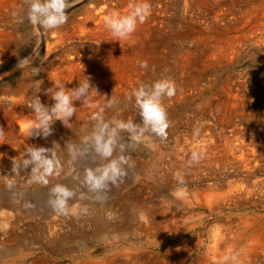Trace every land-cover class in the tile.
Listing matches in <instances>:
<instances>
[{
  "label": "bare ground",
  "instance_id": "bare-ground-1",
  "mask_svg": "<svg viewBox=\"0 0 264 264\" xmlns=\"http://www.w3.org/2000/svg\"><path fill=\"white\" fill-rule=\"evenodd\" d=\"M5 1L6 0H0V12L3 10ZM14 1L16 2L18 0ZM170 1L171 0H149V3L151 4V14L146 22L138 25L135 33L128 40H122L120 42L111 41L114 38L105 29L103 17L105 14L118 11L117 4L122 5L118 12L121 14L127 13L129 11L128 4L132 2V0H110V2L108 0H86L85 3L81 5L83 7L81 8L82 12L79 9L78 11H80L82 15L80 16L81 18L78 19L81 20L83 23L82 25L85 28V31L82 34H85L87 39L91 37L94 39L93 41L97 40L105 50L92 51L91 49L89 52H79L77 50L73 51L71 49L72 51H63L61 54H59V60L56 62V65H54V70L49 73L46 83L48 85V89L52 88L54 85H59L62 83L65 84L66 88L72 89L77 87L79 82H83L86 77H89L90 83L98 92L97 93L94 90L90 91L91 99L88 104H83L81 101L74 102L76 106V112L70 119V123L67 126L68 128L74 126L76 123H89L88 121L90 118H93L96 114H103L108 106L106 103L104 104V101L107 98H110L111 95L113 96L115 94L117 98H123V101H125L132 95L133 89L138 88L141 84H146L147 77H151L152 74L157 73L156 67L159 65L161 66V61L159 59L161 57L158 54L159 51H155V48L158 46V44L155 46L156 41L153 42L154 40L152 39V35L155 30V26H162L157 25V23L159 24L163 21L161 16L167 13V3ZM182 1L185 12L190 11L198 13V20H195V23L197 22L198 25L194 24L198 26V28L194 27V25H182L180 22L179 27L177 28L178 32L182 34V36L184 34L186 37L184 39L191 38L193 35H195V33L199 32L197 34L196 47L198 49L200 47H209L210 49L207 48V50L204 49L201 51L197 50L198 52L187 51L183 55H180L177 63L174 64V74L173 66L172 68H167L168 65L165 64L166 66L162 67L163 69L159 75L157 74L158 80L161 78H169L174 80L177 86L176 95L170 99L166 97L164 99L165 102H171V100L173 101V98L175 100H180L184 97L189 98L191 95H195L197 93L201 94L204 90L211 89L216 84V81H218L216 73L218 70H222L232 65L238 62L242 57L248 55L246 54V51H241V47L244 45H248L247 47H250L249 44H253L264 48V0ZM238 4H241V6ZM209 10L214 12V15L210 17L212 19L209 23H207L208 18L205 19V21L202 20L201 22L200 18L202 17L203 19V16L206 15ZM204 25L207 26L205 27ZM78 26L80 27V25ZM218 27H220V29H218ZM232 27L237 28L239 32L236 34L235 31L236 36H233V38H227V36L225 38L224 35L225 39L223 38V40H221L217 35L216 36L218 38L214 39V37H212L213 35H206L203 31L204 29H207V31L211 29L210 31L214 33H221ZM5 29L6 28L0 29V34L3 35ZM60 30H62V27L58 29V31ZM6 33L8 34V32ZM39 33L40 32H38V34ZM182 36L180 35V37ZM0 40L2 42V38H0ZM1 46H3L2 43H0V47ZM263 48L261 49L263 50ZM11 52L12 50L6 51L4 48H0V64H6V62L10 59V55L12 54ZM140 61H147L148 67L141 68ZM260 74L259 87L253 86L250 76L246 74L239 76L229 74L225 76L222 83L220 82L221 86L219 85L220 87L216 89V91L210 97L205 99V101L201 103V106L206 108L210 113L215 114L219 120L218 124L226 123V126L238 128L239 125L235 121L238 119L240 124L242 121L245 122V129H250L248 125L252 122V120L254 121V118H260L261 116H264V68ZM216 87H218V85ZM2 90L4 95L0 97V128H3L4 135L0 137V163H3V161L7 162V160L11 159L13 160L14 152L10 147V142L16 138L21 139L23 137L29 136V122L33 121L35 117L32 110L28 107V101L31 102L33 99H35L33 96L34 93L32 89L27 88L26 84L25 86L18 85L11 88L8 87L6 89H0V92ZM47 97L49 100H51V104L49 103L51 106L54 101L49 95H47ZM16 117L19 119L17 120ZM56 122L62 127H65L59 120ZM218 124L216 125L218 126ZM206 126L207 125H205V128ZM225 136L226 135L224 133L223 137L225 138ZM221 137L222 136H217L216 139L203 138L201 141L202 143L198 142L200 144H196V141H193L195 144H192L191 146L186 145L185 147V143L183 144V141L185 140L184 138L181 139V136L180 140H183L182 145H179L180 143H178L179 146L176 144L177 149L175 151L174 159H181L182 161L177 165L175 164L174 167L177 169L176 171L173 169L172 162L170 165L171 175L169 174L170 172L167 173L166 171H156L154 174L152 173V169L154 168L161 169L159 166L161 165V160L165 155V151L162 150L161 147L156 148L159 146L155 145L154 148L156 149L153 150L151 158L143 160L141 161V164L137 165V176L139 175V177H142L146 186H148L149 182L152 181L154 184H158L162 188L167 187L168 190H171L172 197L163 198L162 203H159V201L158 203H154L153 201L150 202L148 200L149 198L146 197L147 195H144L142 198H138L136 200H131V211L130 214L128 213L130 216L127 214L128 218L125 217V223L123 222L125 225L124 230L127 231V229H131L130 226L132 227L133 223L135 226V221L137 220L136 217H138L140 223L138 225L136 224V226L131 230H135L140 234H145V237L148 236L146 239L149 238L148 241L152 243V245L157 244L162 246L168 244L169 242L173 241L172 239L174 236H176L177 238L181 239L178 242L180 246L183 245V247L187 248L186 246L189 247L192 242L194 243L192 244L191 248L195 247L194 245L196 244L199 246L198 244L200 243V240L204 237L202 236L203 234H201L202 238H200V235L196 233V224L188 225L190 219L193 220L196 216L199 220L206 211H209L211 214L222 212L225 210V208L239 203L238 201L243 199V197L246 198L247 195L252 194L254 190L258 189L257 187H260L261 185L263 186L264 180H253L254 182L252 185L249 183L250 177L253 176L258 170H261V165L259 167L257 162L255 164H251V162H254L258 158L255 157L257 159L251 161L252 158L248 156L249 152L245 154L244 150L241 147H238L239 144L236 146V143L234 142H229V144H226L227 151L230 150L227 152V156H220L219 153L222 151V149H224L219 145L221 142L220 140L224 139ZM262 144L257 146L260 147ZM151 146L153 147V145ZM248 147L249 146H247V148ZM263 147L261 148L262 154L259 155V160L261 159L262 162H264ZM190 151L191 153L194 151L202 153V158L198 163H190L191 157L189 155L192 154H187V152L189 153ZM235 152L239 154L236 155ZM229 154L233 155H231V159L235 161H228L226 163L222 162L221 164L218 163V161H227L229 159L228 157L230 156ZM254 156H256V154ZM93 157L97 162L105 161V159L95 151H93ZM173 170L174 175L176 176L174 180L172 175ZM177 174H179V178ZM227 177L231 178L225 180ZM81 188L82 187L74 186L73 189L75 190L73 191L76 193V196L69 201L70 204H77L73 202L80 194ZM173 190L176 193L174 196ZM178 190L180 191V194H177ZM145 192L147 193L146 188ZM12 201L13 200L8 199L6 202H0V206L3 205V207L5 206L7 208L6 210H2L0 212V236L4 237L5 240H9L12 236H15V215L13 212L14 205ZM173 205L175 208H173ZM225 219H220V222H216L218 225L216 224L217 227L215 226V231L214 229L212 230L215 233H211V235H213L211 236V246L207 252V254L209 253L211 255L209 258H207L208 256L203 255L205 258H201L199 256V251L196 250V257L192 258L195 264H222L224 261L226 264H260V262L264 261V221H262L260 217L244 218L240 220V222L237 221V223H233L232 219L230 220L227 218L226 221ZM233 226L238 227L236 229H232ZM96 227L98 228V225H96ZM185 233H189L190 236H184L183 238ZM124 234L129 235L131 233L127 231L124 232ZM178 244L176 245L177 247H179ZM179 249L184 250L181 247L175 248L174 250L172 243V246H169L166 250L164 248L165 256L167 255L169 257H167L169 261L174 260V262H178L177 264H184V259H182L183 257L178 256ZM191 250L192 249H190V251ZM117 254H119V252ZM181 254H183V252H181ZM159 255L161 256V254ZM131 256L132 257L125 258V262L123 264H139L138 256ZM236 260L238 261L237 263L235 262ZM121 261L123 262V260ZM148 262V260H145L143 264H147Z\"/></svg>",
  "mask_w": 264,
  "mask_h": 264
},
{
  "label": "rangeland",
  "instance_id": "rangeland-1",
  "mask_svg": "<svg viewBox=\"0 0 264 264\" xmlns=\"http://www.w3.org/2000/svg\"><path fill=\"white\" fill-rule=\"evenodd\" d=\"M85 1L86 0H76L75 5L72 8L67 9L68 21L66 24H64V27L62 26V30L60 31H58V29H56L57 31H41L31 25L27 20V7L24 3V0H18L16 2L14 0H6L4 2L3 10H1L0 12V29H6L3 35L0 34V38H2V42L0 40V43L3 44V46H1L0 48H4L6 51L12 50V54L10 55L11 60L9 59L6 64H0V89H6L8 87L11 88L18 85L25 86L26 84L28 89H32L33 93L35 94H33L34 97L38 95L43 104L50 106L49 103L51 104V100H49L46 95V89H48V85L46 83L49 73L54 70V65H56V62H58L59 60V54H61L63 51L72 50H77L79 52H89L91 49L92 51L105 50L97 40L93 41L94 39L91 37L87 39L85 34H82L85 31V28L82 25L83 23L81 22V20L78 18H81L80 16L82 14L80 13V11L81 8H83L81 5L85 3ZM108 1L110 2V0ZM238 5L241 6V4ZM117 6L116 7L119 11L122 5L117 4ZM78 9L80 11H78ZM212 15H214V12L209 10L208 13L203 16V19L202 17L200 18L201 22L202 20L205 21V19L208 18L207 23H209L212 19L210 18ZM161 18L163 21L159 24L157 23V25L162 26H155V30L152 35V39L154 40L153 42L156 41L155 46H157L158 44V48L156 47L155 51H159L157 52L161 57L159 58L161 61V66L159 65L158 67H156V74H152L151 77H147V83L145 82L146 84H150L158 80L157 76L163 69L162 67L166 65H168L167 68H172L173 66L174 74V64L177 63L180 55H183L185 52H196L197 50L201 51L204 49L207 50V48H209L200 47L198 49L196 47L197 34L199 32L195 33V35L187 39H184L186 38L184 34L182 36V34L178 32L177 28L179 27L180 22L182 23V25H198L197 22L195 23V20H198V13L190 11L185 12L182 0H171L170 2H168L167 13L165 15H162ZM78 25H80V27ZM196 25H194V27L198 28V26ZM204 26L206 27L207 25ZM218 29H220V27H218ZM210 30L211 29L207 31V29H204L203 31L206 35H213L212 37H214V39H217L219 37L221 40H223L224 35L225 38L226 36L227 38H233V36H236V34L239 32L237 28L234 27L228 28L227 31H223L221 33H214ZM6 32H8V34ZM38 32L40 33L38 34ZM176 32H178L179 34ZM180 35L182 37H180ZM247 46L248 45H244V49L243 47H241V51H246V54L250 56H244L238 62L222 70H218L216 72L218 81H216V84L211 89L204 90L201 94L197 93L198 95H191L189 96V98L184 97L180 100H175L173 98V101L171 100V102L163 101L164 106L167 110L168 119L170 121V127L167 129L166 139L161 140L159 137H156L152 134H146L143 142L139 146L130 148L129 134L127 132H121L119 134L118 145L113 153V158L121 153L124 155H129L132 157L130 163H133L134 167L129 170V177H127L125 181L120 182L117 185H109L107 199L104 203L96 202L94 200L95 194L90 192L85 184L86 169L101 168L104 164L107 163L106 160L104 162L95 161L93 157L94 149L90 145L84 144L86 138H88L93 131V127L95 125V120H93V118H90V120L88 121L89 123H76L78 125L75 124L74 126L69 128L62 127L55 121L52 125L53 132L47 138H44L42 136H26L23 137L24 139H13V142H10V147L14 152L13 159L15 158L17 161H20L24 157L25 152L29 147L35 146L51 149L53 148V142H55V151L61 163V170L59 172V175L54 174L53 176L49 177V184L47 186H43L36 183L30 184L28 182L30 179L29 175L31 173V166H29L27 169L22 170L19 175H14V173H12L11 171V161H13L12 159L7 160L8 163L4 161L3 163H0V202H6L8 199L13 200V212L15 215V236H12L9 240H5L4 237L0 236V264H123L125 262V258L132 257L131 255L138 256L139 264H143L145 260L149 261L147 264H177L178 262H174V260L169 261V257L167 255L165 256L164 252L169 246H172V243L174 250L175 248L179 247L184 249L178 250V256L183 257L182 259H184V264H195L192 258L196 257V250L199 251V256L201 258L204 256H208L207 258H209V256L211 255L209 253L207 254L208 249L211 246V236H213L211 235V233H215L214 231L217 227L216 224L218 225V223L216 222H220V219L224 220L225 218H229L230 220L232 219L233 223H237V221L240 222V220L244 218L260 217V219L264 221V185H261L262 187H257L258 189L254 190L252 194L247 195L246 198L243 197V199L239 200V203L225 208V210H223L224 212L222 211L217 214H211L209 213V211H206L202 216L203 218L201 217L199 219L202 221H199L194 214L195 219H193L192 217L193 220L190 219L188 225L196 224V233L200 235V238H202L201 234H203L202 236L204 238L201 239L202 242L200 240V243L198 244L199 246H197L196 244L194 245L195 247L192 248L191 246L194 242H192L189 247L186 246L187 248H185L183 247V245L180 246L178 244L181 239L177 238L176 236H174V238L172 239L173 241L169 242L168 244L162 246L157 244L152 245V243L148 241L149 238L146 239L148 236L145 237V234H140L135 230H131L136 226V224L138 225L140 223L138 217H136L137 220L135 221V226L133 223L132 227L130 226L131 229H127V231L131 233L129 235L124 234V232L127 231L124 230L125 225L123 224V222L125 223V217H127V214H130V209L132 206L131 200H136L138 198H142V196L144 195H147L146 197H148L149 199H146H148L150 202L153 201L154 203H158L159 201V203H162L163 198L172 197L171 190H168L167 187L162 188L158 184H154L152 181H150L149 185L146 186L142 177H139V175L137 176V165L141 164V161L143 160L150 159L153 150L161 147V149L165 151V155L163 156L160 163L161 165L159 166L161 167V169L154 168L152 169V173L154 174V172L156 171H166L167 173L170 172L169 174L171 175L170 165L172 164V162L173 169L176 171L177 169H175L174 167L175 164L177 165L182 161L181 159H177L178 161H180L178 162L176 159H174L175 151L177 149L176 144L178 145V143H180L179 145H182L183 140H180L181 136V139L184 138L185 141L188 140L187 142L183 141V144L185 143L186 147V145L191 146L192 144H195V142L193 141H196V144L198 142H201L203 138L216 139L217 136H222L221 138H224L223 136L225 133L227 137L225 136L224 139H221V142L219 144L222 148H224L219 153L220 156H227V152H229L230 150L227 151L226 144H229V142L236 143V146L239 144L238 147H241L244 150L245 154L249 152L248 156L252 158L251 161H254V159L258 158L254 162H251V164H255L257 162V165H259V167L261 165V170H258L253 176L250 177V185H252L255 180H264V162H262L261 159L259 160V155L262 154L261 148L264 145V116H261L260 118H254V121L252 120V122L249 123L248 126L250 127V129L248 130L245 129V122L242 121L241 125L238 119L235 120L239 125L238 128H233L231 126H226V123L218 124L219 120L217 119L215 114L210 113L206 108H203L201 106V103L204 102L205 99L210 97L216 91V89L221 86L224 77L229 74L235 76L246 74L250 76L253 86L259 87V78L261 75L260 73L264 68V48L253 44H249L250 47ZM260 47L263 48V50ZM23 58L31 59L29 68L26 67L24 70L17 67L19 60ZM31 68H37L39 72L35 75L34 71H32ZM36 81H42L40 90L39 85ZM217 85L218 87H216ZM2 95H4L3 90L0 92V97ZM115 96V94L113 96L111 95L110 98L112 99L106 97L107 99L104 101V104L106 103L107 105L109 103V100L116 101L111 107L107 106L106 110L102 114L105 120L116 118L126 121L131 118L136 124L142 123L141 118L137 112L138 110L136 109L134 104V98L132 100L127 98L126 100L124 99L125 101H123V98H117V96ZM28 103H30V101H28ZM26 113L29 114L28 112ZM90 121L93 122L91 123ZM216 124H218V126ZM205 125H207L206 128ZM204 133H207L208 135L206 134L205 136ZM259 144L262 145L258 147ZM151 145H153V147ZM155 145L159 147L154 148ZM67 146H76V149L73 151L72 155L69 153ZM247 146L249 147L247 148ZM187 154L192 153L190 151L189 153L187 152ZM235 154L238 155L239 153L235 152ZM255 154L256 156H254ZM229 155L230 156L228 157L229 159L227 161H218V163L221 164L222 162L226 163L228 161H235L231 159L233 155ZM189 156L191 157V155ZM25 158L27 157L25 156ZM174 170L172 174L173 180L176 177L174 175ZM230 178L231 177H227L225 178V180H228ZM10 182L12 185L11 187H9ZM55 184H62L72 191L75 190L73 189L74 186L82 187L80 194L77 196L73 203L79 204L80 202V206L82 208L87 207V214H81L78 217L73 215L57 216L47 206V200L51 194L50 190ZM145 188L148 194L145 192ZM175 194L176 193L173 190V196ZM0 208V212L7 209L5 206L3 207V205L0 206ZM173 208H175L174 205ZM96 225H98V228L96 227ZM237 227L238 226H233L232 229H236ZM213 229L214 231H212ZM184 236L188 237L190 235L189 233H185L183 235V238ZM177 244L179 245V247L176 246ZM189 248L192 250L190 251ZM118 252L119 254H117ZM181 252H183V254H181ZM159 254H161V256ZM121 260H123V262ZM235 262L237 263L238 261L236 260ZM263 263L264 261L260 262V264ZM222 264H226V262L224 261L222 262Z\"/></svg>",
  "mask_w": 264,
  "mask_h": 264
},
{
  "label": "clouds",
  "instance_id": "clouds-1",
  "mask_svg": "<svg viewBox=\"0 0 264 264\" xmlns=\"http://www.w3.org/2000/svg\"><path fill=\"white\" fill-rule=\"evenodd\" d=\"M76 0H24L27 7L28 22L41 31L59 29L68 21L67 9L75 5ZM129 11L121 14L118 11L105 14L103 24L105 29L114 38L111 41L128 40L136 31L138 25L146 22L151 14V4L149 0H132L128 4ZM30 58L19 60L17 67L20 69L29 68ZM141 68H147V61H140ZM35 75L39 72L37 68H31ZM39 85L42 81H36ZM96 89L90 83V78L86 77L83 82L72 89L65 87V84L54 85L46 90V94L54 101L49 107L41 102L37 95L28 107L35 115V120L29 122L28 132L30 136L47 138L52 134V125L59 120L67 127L70 119L76 112L75 101L88 104L91 97L90 91ZM177 86L175 81L169 78H161L151 84H141L133 89L130 100L134 98V104L138 110V115L142 123L136 124L131 118L128 120L116 119L105 120L102 114H96L93 119L95 125L91 135L84 141L85 145H90L94 151L104 158L107 163L101 168L85 170V184L88 190L95 194L94 200L104 203L107 199L109 185H117L129 177V170L134 167L130 163L132 157L119 154L113 158V153L118 145V137L121 132L129 134V147L139 146L146 134H152L161 140L167 138V129L170 127L167 110L164 106V99L172 98L176 95ZM97 92V91H96ZM98 93V92H97ZM115 103L109 100L108 106ZM4 135L3 128H0V137ZM53 148L29 147L24 157L17 161H12V173L19 175L22 170L31 166L29 183H36L43 186L49 184V177L59 175L61 163ZM72 155L76 146H67ZM25 156L27 158H25ZM202 158V153L194 151L190 158V163H198ZM178 178H179V174ZM11 182L9 187H11ZM47 206L57 216H79L87 214L88 208L79 204H70L69 201L76 196V193L62 184H55L50 190ZM177 194H180L178 190Z\"/></svg>",
  "mask_w": 264,
  "mask_h": 264
}]
</instances>
